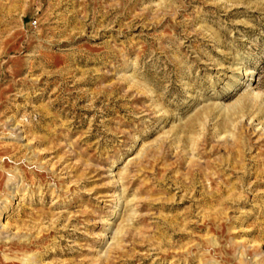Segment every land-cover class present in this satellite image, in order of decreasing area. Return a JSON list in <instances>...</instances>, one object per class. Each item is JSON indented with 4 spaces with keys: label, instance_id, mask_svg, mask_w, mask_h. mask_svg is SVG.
I'll list each match as a JSON object with an SVG mask.
<instances>
[{
    "label": "rangeland",
    "instance_id": "374dc122",
    "mask_svg": "<svg viewBox=\"0 0 264 264\" xmlns=\"http://www.w3.org/2000/svg\"><path fill=\"white\" fill-rule=\"evenodd\" d=\"M0 264H264V0H0Z\"/></svg>",
    "mask_w": 264,
    "mask_h": 264
}]
</instances>
